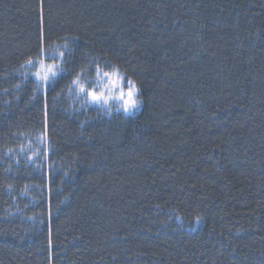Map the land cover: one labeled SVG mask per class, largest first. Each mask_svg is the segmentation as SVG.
<instances>
[{
	"label": "trees",
	"instance_id": "1",
	"mask_svg": "<svg viewBox=\"0 0 264 264\" xmlns=\"http://www.w3.org/2000/svg\"><path fill=\"white\" fill-rule=\"evenodd\" d=\"M41 33L75 38L45 93L17 75ZM90 60L138 114L73 108ZM35 134L42 175L6 155ZM0 264H264V0H0Z\"/></svg>",
	"mask_w": 264,
	"mask_h": 264
},
{
	"label": "snow or ice",
	"instance_id": "2",
	"mask_svg": "<svg viewBox=\"0 0 264 264\" xmlns=\"http://www.w3.org/2000/svg\"><path fill=\"white\" fill-rule=\"evenodd\" d=\"M68 39L75 38H65V40ZM63 47L71 53L72 50L68 48L67 43ZM64 56V52L53 53V58H59L61 63L46 64L43 33H41V47L37 57L25 62L28 66L37 67L38 70L32 75L41 86L39 90L46 89L49 84H54L63 75L71 74L70 69L62 66L68 62L64 60ZM104 66L111 71H104L99 63L90 60L87 68L80 67L73 76L68 90L74 92L82 106L102 108L109 116L112 115L111 102L113 101L119 105L117 111L122 109L125 113L134 112L141 103L139 99L141 93L137 82L111 62L105 61ZM90 72L94 75H90Z\"/></svg>",
	"mask_w": 264,
	"mask_h": 264
},
{
	"label": "rangeland",
	"instance_id": "3",
	"mask_svg": "<svg viewBox=\"0 0 264 264\" xmlns=\"http://www.w3.org/2000/svg\"><path fill=\"white\" fill-rule=\"evenodd\" d=\"M69 43L68 40H65L63 42H59L54 44L51 47L45 48V63L46 64H53V63H61L59 58H53V53H58V52H64V60L67 59V49L63 47V45ZM69 48V45H68ZM65 64V63H64ZM64 64L62 65L64 67ZM37 67L33 66H28L26 64H23L20 68L17 69V75L26 79H34L36 82V78L32 73L37 71ZM104 71H111V69H104ZM37 84L40 86V84L37 82ZM52 84H49L46 89L43 90L45 93L47 89L51 86ZM41 88V86H40ZM71 100H73V108L78 110L79 112H85L89 111V109H93L94 112H96L98 115L105 116V117H110L102 108H97L96 106H82L80 102H78V98L74 94V92H70ZM139 99L141 101L140 106L131 113H125L122 109L120 111H117L116 109L119 107V105L113 101L111 102V111L112 115L116 114H122L125 116H131V115H136L141 111L142 108V100L139 96ZM87 115V114H86ZM51 144L49 142V139L45 134H35V135H30L26 136L24 140L21 142V144L16 147V148H11L7 151V156L10 159V162L14 168H17L20 170H28L34 174H39L42 175L44 173V169L46 170L47 168L50 167V155H51ZM43 190V188L38 185L37 183L33 184L31 183H26L22 187V199L25 200L24 205L25 207L23 208L24 210L29 211V207H34L37 205L39 199H38V194ZM23 201H21L20 204H22ZM19 204V209L21 211V205ZM201 225V222L197 221L195 228L199 227Z\"/></svg>",
	"mask_w": 264,
	"mask_h": 264
}]
</instances>
